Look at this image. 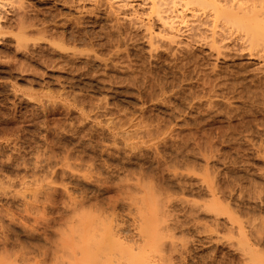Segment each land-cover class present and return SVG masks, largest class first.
<instances>
[{
	"label": "rangeland",
	"instance_id": "rangeland-1",
	"mask_svg": "<svg viewBox=\"0 0 264 264\" xmlns=\"http://www.w3.org/2000/svg\"><path fill=\"white\" fill-rule=\"evenodd\" d=\"M120 1L24 0L38 33L28 24L27 44L16 46L15 27L13 44L0 46V264L73 263L67 249L77 245V219L86 213L137 249L153 202L160 241L152 261L252 264L255 254L264 264V47L191 7L175 19L178 44L153 46L136 21H147L149 0H130L128 9ZM17 2L4 7L11 20ZM211 30L223 34L224 47L208 44ZM210 180L233 220L222 208L218 216L205 209Z\"/></svg>",
	"mask_w": 264,
	"mask_h": 264
},
{
	"label": "bare ground",
	"instance_id": "bare-ground-1",
	"mask_svg": "<svg viewBox=\"0 0 264 264\" xmlns=\"http://www.w3.org/2000/svg\"><path fill=\"white\" fill-rule=\"evenodd\" d=\"M7 1L9 2V0H0V46H2V45H4V44H8V46L10 45V42L12 43V42H14V41H10V40H12V36H10V33L13 31V29L16 27L17 28V30H18V33L15 35V37H13V38H15L14 40H15V43L14 44H16V46H20V44L21 43H24V42H26V44H27V41H26V35L28 34V33H30V29H28V31L26 32V27L28 28V24L30 25V28L32 27V25H35L36 23H29V22H26V20H27V18H32V17H26V13L27 12H25V10H26V8H28L27 7V5H25V3H24V0H23V2H22V0H20V4H19V6H18V10H17V12H15L16 13V17H15V19H12L11 20V18H9L6 14H5V9H4V7L7 5ZM17 1V0H16ZM129 1L130 0H121L120 1V3H122V5H120V6H118V7H121V9H124V7H126V9H128L127 7L128 6H131L130 5V3H129ZM232 1H233V3H232ZM231 2L230 1H228V0H225V2L223 3V0H149V3H147L145 0H143L142 2H144L143 4H148L149 5V11L147 12L148 14V19H147V21L146 22H143L144 21V19L143 20H141L140 18H138V20H136L137 22H138V25L139 26H142L143 28H145V30H146V34H147V39H148V42L147 43H149L150 45L152 44L153 46H154V44H161V46L160 47H162V45H164V47H165V49H170L171 47H169V46H171L172 45V48H171V50L173 49V45L174 44H178V42H177V40L179 39L178 38V35H177V32H178V30H176L175 28H177V27H175V25L174 24H176L175 22H176V20L175 19H181V18H185L184 17V15H185V12L189 9L190 10V8H188V7H191V13H196L197 12V10H200V12H201V10H202V12H206V11H208L209 13H211V14H208V15H211L212 16V24H214V25H216V23H220V24H226V26L227 27H231L232 29H233V32H234V30L235 31H238V33L240 34H242L241 36L242 37H244V38H246V40L250 43V46H263L264 47V10L262 11V8L261 7H263V4H262V1H264V0H262V1H260L258 4L261 6L260 8L258 7L257 8V5L255 4V0L252 2V1H250L251 3L249 4V5H244V4H247V3H249L247 0H245L244 1V3H241V2H243V1H239V0H237V2L234 4V2H235V0H232ZM12 2V1H11ZM10 2V3H11ZM141 2V3H142ZM146 2V3H145ZM182 2V3H181ZM228 2H230V3H228ZM120 3H118V4H120ZM137 3V2H136ZM170 3V4H169ZM181 4L182 5V7L181 8H176V7H178V5H176V4ZM226 3H228V4H230V5H228V4H226ZM252 3H254V4H252ZM17 4V5H18ZM27 4H29V2L27 3ZM132 4V3H131ZM233 4V5H232ZM31 5V4H30ZM243 5H244V7H243ZM258 5V6H259ZM13 6V5H12ZM144 6V5H143ZM146 6V5H145ZM246 6V7H245ZM123 7V8H122ZM133 7V6H132ZM180 7V6H179ZM175 8V9H174ZM37 9V8H36ZM259 10L260 9V11H261V13H260V11H257V10ZM7 10V9H6ZM28 10V9H27ZM117 10V9H116ZM119 10V9H118ZM117 10V11H118ZM16 11V10H15ZM117 11H115V12H117ZM30 12V11H29ZM128 12V11H127ZM130 12H131V10H130ZM199 12V11H198ZM14 13V14H15ZM91 13V12H90ZM132 13V12H131ZM190 13V12H189ZM260 15H259V14ZM28 14V13H27ZM111 14V13H110ZM135 14H137V13H135ZM135 14H133V16L135 15ZM206 14H207V12H206ZM196 16H197V14H195ZM194 14H192V17L194 18V16H195ZM132 16V15H131ZM187 16V15H186ZM260 16H262V17H260ZM12 17V16H11ZM34 17H35V15H34ZM77 17V16H76ZM190 17V16H189ZM198 17H199V15H198ZM198 17H196L197 19H198ZM208 17V16H207ZM210 17V16H209ZM42 18V17H41ZM62 18V17H61ZM73 18V17H72ZM132 18V17H131ZM133 18H135V17H133ZM36 20H37V18H35ZM118 19V18H117ZM123 19V18H122ZM137 19V18H136ZM209 19H211V18H209ZM29 20V19H28ZM31 20V19H30ZM39 20V19H38ZM111 20V19H110ZM114 20V19H113ZM119 20V19H118ZM118 20H116V21H118ZM131 20V19H130ZM140 20V21H139ZM199 20V19H198ZM205 20V19H204ZM40 21V20H39ZM134 21V20H133ZM154 21H157V22H159V27H158V30L156 31L155 29H154V27H153V25H154ZM181 21V20H180ZM184 21V20H183ZM203 21V20H202ZM221 21H222V23H221ZM25 22H26V26H25ZM31 22V21H30ZM32 22H36V21H32ZM45 22V21H44ZM132 22V21H131ZM185 22V21H184ZM187 22V21H186ZM194 22V21H193ZM195 22H196V20H195ZM38 23V22H37ZM40 23H42V22H40ZM57 23V22H56ZM55 23V24H56ZM133 23V22H132ZM183 23V22H182ZM201 23V22H200ZM203 23V22H202ZM207 23V22H206ZM208 23H209V21H208ZM219 23H218V25H219ZM120 24V23H119ZM191 24V23H190ZM189 24V25H190ZM192 24H194V23H192ZM42 25V24H41ZM47 25H49L48 23H47ZM138 25H136V26H138ZM198 25H200L199 23L197 24V26ZM229 25V26H228ZM39 26H40V24H39ZM44 26H46L45 24H44ZM57 26H59V25H57ZM133 26V25H132ZM135 26V25H134ZM195 26H196V23H195ZM201 26V25H200ZM222 26V29H223V31L224 30H226L227 29V27H224L223 28V25H221ZM220 25L219 26H217L216 25V27H221ZM225 26V25H224ZM34 27V26H33ZM32 27V28H33ZM37 27V26H36ZM194 27V26H193ZM41 28V27H40ZM45 28V27H44ZM43 28V29H44ZM47 28V27H46ZM45 28V29H46ZM142 28V29H143ZM197 28H199V26L197 27ZM197 28H195V29H197ZM37 30H39V28H36ZM36 29H34L33 28V32H37L36 31ZM42 29V30H43ZM52 29H54V27L52 28ZM114 29V28H113ZM192 29V28H191ZM194 29V28H193ZM41 30V31H42ZM200 30H201V28H200ZM199 30V31H200ZM203 30V29H202ZM201 30V31H202ZM208 30V29H207ZM221 30V29H220ZM44 31V30H43ZM42 31V32H43ZM54 31V30H53ZM61 31V30H60ZM210 31V30H209ZM212 31V30H211ZM222 31V32H223ZM230 31H232V30H230ZM229 30L226 32L227 34H228V32H230ZM47 32H48V30H47ZM51 32V31H50ZM56 32V31H55ZM15 33V32H14ZM32 33V32H31ZM38 33V32H37ZM36 33V34H37ZM57 33V32H56ZM55 33V34H56ZM60 34H61V32H59ZM118 33V32H117ZM220 33H221V31H220ZM224 33H225V31H224ZM41 34L42 33H40V36H41ZM44 34H46V32H43V35ZM48 34H49V32H48ZM210 34V33H209ZM215 34H217L216 33V31L215 30H213L212 31V34H210V35H212V36H210V38L212 37V39H211V41L210 42H208V44H210L211 43V45L213 46V47H216L218 44H220L221 46H223L222 45V40H225L226 38H225V35L226 34H224V38L225 39H223V34L222 35H218V36H220V37H218V36H216ZM49 35H51V33L49 34ZM63 35V34H62ZM62 35H60V36H62ZM126 35V34H125ZM228 35H230V34H228ZM39 36V37H40ZM44 36H46V35H44ZM48 36V35H47ZM55 36V35H54ZM194 36V35H193ZM48 37H50V36H48ZM47 37V38H48ZM52 37V36H51ZM50 37V38H51ZM57 37H59V36H57ZM63 37V36H62ZM232 37V36H231ZM53 38V37H52ZM178 38V39H177ZM195 38H197V37H195ZM244 38H242V39H244ZM41 39H44V38H42V36H41ZM72 39V38H71ZM124 39V38H123ZM206 39H207V36H206ZM40 40V39H39ZM49 40V39H48ZM245 40V42H247ZM47 42V41H46ZM205 42V41H204ZM225 42V41H224ZM44 43V42H43ZM49 43V42H48ZM48 43H47V46H48ZM59 43V42H58ZM13 44V43H12ZM25 44V43H24ZM51 44V43H50ZM53 44V43H52ZM180 44H181V42H180ZM226 44V43H225ZM29 46H30V44H28ZM34 45L35 44H33V46L31 47V48H33L34 47ZM54 45V44H53ZM102 45V44H101ZM126 45V44H125ZM167 45V46H166ZM169 45V46H168ZM219 45V46H220ZM245 45V44H244ZM249 45V44H248ZM7 46V45H6ZM5 45H4V47H6ZM23 46V45H22ZM37 46H39L40 47V44H38ZM36 46V47H37ZM55 46H56V44H55ZM54 46V47H55ZM153 46H151V47H153ZM176 46V45H175ZM4 47H2V48H4ZM25 47V46H24ZM50 47V45L48 46V48ZM57 47L59 48V47H64L63 49H65V46H58L57 45ZM98 47V46H97ZM151 47H150V49H151ZM167 47V48H166ZM169 47V48H168ZM177 47V46H176ZM218 47V46H217ZM224 47V46H223ZM226 47V46H225ZM232 47V46H231ZM237 47V46H236ZM2 48H0V49H2ZM29 48V47H28ZM30 48V49H31ZM41 48V47H40ZM56 48V47H55ZM62 48H59V49H62ZM72 48V47H71ZM114 48V47H113ZM122 48V47H121ZM181 48V47H180ZM179 48V49H180ZM182 48H183V46H182ZM187 48V47H186ZM239 48V47H238ZM9 49V48H8ZM11 49V48H10ZM17 49V48H16ZM26 49V48H25ZM66 49H68V48H66ZM92 49V48H91ZM94 49V48H93ZM188 49V48H187ZM219 49V48H218ZM224 49V48H223ZM247 49V48H246ZM3 50V49H2ZM1 50V51H2ZM5 51H6V49H4ZM4 50L2 51V53L4 52ZM34 50V49H33ZM57 50V49H56ZM55 50V51H56ZM74 50H76V49H74ZM79 50V49H78ZM77 50V51H78ZM120 50V49H119ZM222 50V49H221ZM226 50V49H225ZM228 50V49H227ZM244 50V49H243ZM251 50V49H250ZM17 51V50H16ZM35 51H36V49H35ZM45 51V50H44ZM63 51V50H62ZM69 51V50H68ZM67 51V52H68ZM77 51L75 52V53H77ZM89 51V50H88ZM108 51V50H107ZM114 51V50H113ZM32 52V51H31ZM41 52V51H40ZM65 53H67L66 51H64ZM71 52H72V50H71ZM94 52V51H93ZM116 52H117V50H116ZM174 52V51H173ZM216 52V51H215ZM218 52H219V50H218ZM251 52V51H250ZM1 53V52H0ZM34 52H32V54H33ZM44 53V52H43ZM56 53V52H55ZM60 53H61V50H60ZM63 53V52H62ZM78 53H80L79 51H78ZM177 53V52H176ZM175 52H174V54H176ZM38 54V53H37ZM45 54V53H44ZM44 54H42V55H44ZM69 54V53H68ZM67 54V55H68ZM217 54V53H216ZM5 55V54H4ZM31 55V54H30ZM40 55V54H39ZM38 55V56H39ZM41 55V56H42ZM70 55V54H69ZM80 55V54H79ZM218 55H219V53H218ZM1 56V55H0ZM35 56V55H34ZM37 56V55H36ZM61 56V55H60ZM64 56V55H63ZM66 56V55H65ZM72 56H74L73 54H72ZM78 56V55H77ZM96 56H97V54H96ZM223 56V55H222ZM33 57V56H32ZM67 57V56H66ZM66 57H64L63 58V60L61 59V58H59V59H61L62 60V62L64 61V59L66 58ZM103 57V56H102ZM114 57V56H113ZM37 58H39V57H36V59ZM42 58V57H41ZM99 58V57H98ZM108 58V57H107ZM215 58H217V57H215ZM4 59V58H3ZM3 59H2V61H3ZM49 59V58H48ZM51 59V58H50ZM72 59V58H71ZM70 59V60H71ZM74 59V58H73ZM73 59L71 60V61H73ZM38 60V59H37ZM44 60V59H43ZM42 60V61H43ZM101 60V59H100ZM121 60V59H120ZM180 60V59H179ZM41 61V62H42ZM54 61V60H53ZM105 61V60H104ZM50 62V61H49ZM178 62V61H177ZM184 62V61H183ZM186 62V61H185ZM195 62V61H194ZM105 63V62H104ZM181 63H182V61H181ZM197 63V62H196ZM213 63V62H212ZM53 64V63H52ZM65 64H66V61H65ZM65 64H64V66H65ZM70 64V63H69ZM113 64V63H112ZM115 64V63H114ZM186 64V63H185ZM194 64V63H193ZM126 65V64H125ZM24 66V65H23ZM113 66V65H112ZM211 66V65H210ZM179 67H181V66H179ZM185 67V66H184ZM26 69V68H25ZM50 69V68H49ZM182 69H183V66H182ZM190 69V68H189ZM215 69V68H214ZM185 70V69H184ZM213 71V70H212ZM19 72V71H18ZM198 72V71H197ZM203 72V71H202ZM209 72V71H208ZM184 73V72H183ZM199 74V73H198ZM135 75V74H134ZM184 75V74H183ZM189 75V74H188ZM209 76V75H208ZM202 77H203V75H202ZM220 77H222V76H220ZM154 78V77H153ZM198 78H200V76L198 77ZM57 79V78H56ZM203 79V78H202ZM264 79V78H263ZM179 81V80H178ZM115 82V81H114ZM182 82V81H181ZM198 82H199V80H198ZM197 82V83H198ZM200 83H201V81H200ZM211 83H213V82H211ZM201 85V84H200ZM64 86V85H63ZM204 86V85H203ZM189 89V88H188ZM62 91V90H61ZM229 92V91H228ZM136 95V94H135ZM181 96V95H180ZM192 103V102H191ZM196 108V107H195ZM185 113V112H184ZM205 113V112H204ZM204 115V114H203ZM140 118V117H139ZM141 119V118H140ZM143 119V118H142ZM156 119V118H155ZM209 119V118H208ZM146 122V121H145ZM138 123V122H137ZM149 123V122H148ZM223 134V133H222ZM177 135V134H176ZM209 135V134H208ZM210 136V135H209ZM222 136V135H221ZM168 137H169V135H168ZM176 137V136H175ZM194 138V137H193ZM213 139V138H212ZM196 141V140H195ZM207 141H209V139L207 140ZM182 142V141H181ZM195 145V144H194ZM207 151H209V150H207ZM198 154H200V152L198 153ZM200 157H201V155H199ZM186 164V163H185ZM203 164V163H202ZM207 165V164H206ZM184 166V165H183ZM187 166V165H186ZM199 167V166H198ZM204 167V166H203ZM190 168V167H189ZM191 169V168H190ZM207 169L208 168H206V171H207ZM185 171V170H184ZM187 171H189V169H188V167H187ZM200 172H202V171H200ZM208 172V171H207ZM175 173H176V171H175ZM183 173V172H182ZM186 173V172H185ZM194 173V172H193ZM195 174V173H194ZM203 174V173H202ZM208 174V173H207ZM207 174H206V172H205V175L207 176ZM214 174V173H213ZM264 174V173H263ZM197 175V174H196ZM195 175V176H196ZM186 176V175H185ZM203 176H204V174H203ZM210 176V175H209ZM208 176V178L210 179V177ZM263 176V175H262ZM197 177H199L198 175H197ZM213 177V176H212ZM201 178V177H200ZM199 178V179H200ZM214 178V177H213ZM202 179H204V177H202ZM137 180V179H136ZM201 180V179H200ZM205 180V179H204ZM207 180V179H206ZM213 180V179H212ZM216 180V179H215ZM197 181V180H196ZM199 181V180H198ZM141 182H142V179H141ZM201 182H202V180H201ZM135 183V182H134ZM146 183H149V182H146ZM145 183V184H146ZM206 183V182H205ZM144 184V183H143ZM200 184H202V183H200ZM178 185V184H177ZM195 185V184H194ZM197 185V184H196ZM205 185H207L206 186V188H208L207 189V191L209 192L208 193V195L210 196V201H209V199H208V201H209V203L208 202H204V203H207L208 205L206 206V205H204V203H202L204 206H206V208L205 209H208L209 211H212V213L213 214H216V216H218V215H220L219 213H220V211L221 210H225V207H224V209H223V207H221L222 205H221V203H222V201L221 200H218L219 198H220V195L222 194H219V193H217L216 194V192H218V190H217V188H215L216 187V185H214V183L213 182H211V180L210 181H207V184H205ZM238 185V184H237ZM191 186V185H190ZM126 187V186H125ZM148 187V186H147ZM150 187V186H149ZM228 187V186H227ZM137 188V187H136ZM201 188V187H200ZM229 188V187H228ZM126 189H127V187H126ZM152 189H153V187H152ZM199 189V188H198ZM48 190V189H47ZM182 190V189H181ZM217 190V191H216ZM155 191V190H154ZM195 191V190H194ZM155 192H157V191H155ZM227 192V191H226ZM157 193H159V192H157ZM198 193V192H197ZM147 195H149V196H147V197H151L150 196V193H146ZM152 194V193H151ZM154 194V193H153ZM142 195V194H141ZM168 195V194H167ZM217 195H219L218 197H217ZM146 196V195H145ZM153 196V195H152ZM160 196V195H159ZM168 196H170V195H168ZM199 196V195H198ZM222 196V195H221ZM135 197V196H134ZM141 198L143 197V196H140ZM146 197V199H143V201L144 200H147L146 202H148V200L152 203L153 201H152V199H149V198H147ZM239 197V196H238ZM145 198V197H144ZM168 198V197H167ZM135 199V198H134ZM142 199H140L141 201H142ZM167 200V199H166ZM169 200V199H168ZM203 200H207V198L205 199H203ZM202 200V201H203ZM212 200V201H211ZM132 201V200H131ZM182 201H184V200H182ZM219 201V202H218ZM220 201H221V203H220ZM192 202V201H191ZM195 202V201H194ZM211 202V203H210ZM143 204H145L144 202H142ZM155 203L156 202H153L152 203V206H153V204H154V206H155ZM166 203V202H165ZM224 203V202H223ZM226 203V202H225ZM150 204V203H149ZM148 204V205H149ZM237 204V203H236ZM158 205H159V203H158ZM164 205V204H163ZM144 206V205H143ZM152 206H148V215H146V214H143L142 216V218H141V223H140V226L137 228L138 230L137 231H139V233H140V238H141V242L143 243V244H140V245H137L138 247H137V249H135V248H133V247H127V246H125V244L124 243H122V241L120 240V238L118 237V233L116 232V230H115V232L116 233H114L113 232V230H112V227L110 226L109 227V225L108 226H105L104 224H101L100 225V223H98V222H95L94 220H93V218L90 216V213L89 214H85V215H82V214H79L80 216L78 217V224H76V226H77V230H74V232H76V237L78 238V240H77V245H74L75 247H73V250L72 251H74V252H72L71 251V248H69L68 247V253H69V255H71V257L70 258H72L73 259V257H74V261H73V263H71V264H160V263H156L155 261H152V259H150L149 258V250H152L151 248L152 247H154V246H156V244H157V242L158 241H160V240H157V237H156V228H155V223H154V220H153V218L150 216L149 217V214H151L150 212L151 211H149V209L151 208V209H153V207ZM156 206H157V203H156ZM189 206V205H188ZM195 206V205H194ZM197 206V205H196ZM198 206H200L199 205V203H198ZM203 206V207H204ZM229 207H230V205H228ZM146 207V206H145ZM162 207H164V206H162ZM203 207H201V208H203ZM156 208V207H155ZM157 208H158V206H157ZM159 208H161V207H159ZM222 208V209H221ZM141 209V208H140ZM147 209V208H146ZM163 209V208H162ZM162 209H161V211H162ZM221 209V210H220ZM160 209H157L156 211L158 212ZM220 210V211H219ZM231 210V209H230ZM139 211V210H138ZM145 211V210H144ZM147 211V210H146ZM154 209H153V212L152 213H154V212H156ZM142 212V211H141ZM163 212V211H162ZM193 212V211H192ZM225 212V214H227V213H229V210H225L224 211ZM227 212V213H226ZM232 212H234V211H232ZM82 213V212H81ZM84 213V212H83ZM194 213V212H193ZM195 213H197V212H195ZM201 213V212H200ZM140 215H141V213H139ZM155 214V213H154ZM210 214V213H209ZM208 214V215H209ZM235 213H233V215H234ZM136 215V214H135ZM160 215H162V214H160ZM165 215V214H164ZM228 215V214H227ZM230 215V217H231V214H229ZM228 215V216H229ZM77 216H78V213H77ZM76 216V217H77ZM92 218H90V217ZM147 216V217H146ZM221 216H222V213H221ZM139 217V216H138ZM164 217H166V216H164ZM163 217V218H164ZM230 217H227L228 219V221H229V218ZM232 218V220H233V216L231 217ZM165 219V218H164ZM169 219V218H168ZM238 219V218H237ZM159 220H160V222H161V217H159ZM163 220V219H162ZM218 221V220H217ZM216 221V222H217ZM230 221H231V219H230ZM236 221V220H235ZM135 222V221H134ZM165 220H164V222H162V223H164L165 224ZM215 221H214V223H216ZM233 222V221H232ZM98 223V224H97ZM234 223V222H233ZM236 223H237V221H236ZM96 224V225H95ZM109 224V223H108ZM239 223H237L236 225H237V229H238V233H239V235H238V238L241 236L242 238H240V239H242V240H245L244 242L242 241L241 243H242V247H244L243 246V243H244V245H247V248H248V240L247 239H245L246 237H245V231L243 230L244 229V227L241 225V223L238 225ZM252 224H253V222H252ZM251 224V225H252ZM104 225V226H103ZM234 225V224H233ZM235 225V226H236ZM249 225V224H248ZM254 225V224H253ZM79 226V227H78ZM157 226V225H156ZM159 226V225H158ZM161 226H162V224H161ZM165 226V225H164ZM218 226V225H217ZM255 226V225H254ZM258 226V225H257ZM109 227V228H108ZM167 227H168V225H167ZM166 227V228H167ZM215 227V226H214ZM232 227V226H231ZM261 227H263V226H261ZM253 228V227H252ZM260 228V227H259ZM75 229V228H74ZM159 229V228H158ZM228 230H229V228H227ZM263 229V228H262ZM230 230H232V228L230 229ZM261 230V229H260ZM260 230H259V233H260ZM237 231V230H236ZM257 231V230H256ZM261 231H264V229L263 230H261ZM69 232H70V230H69ZM72 232H73V230H72ZM71 233V232H70ZM139 233H137V234H139ZM236 233V232H235ZM3 234V233H2ZM160 234V233H159ZM258 234V233H257ZM161 235V234H160ZM261 235V234H260ZM65 237V236H64ZM237 237V236H236ZM67 239H69V237L67 236L66 237ZM237 239V238H236ZM76 240V239H75ZM75 240H74V242H75ZM239 239H237V241H238ZM247 240V241H246ZM17 241V240H16ZM240 241V240H239ZM64 242V241H63ZM72 242H73V240H72ZM261 242V241H260ZM240 242H239V244H241ZM7 244V243H6ZM5 244V245H6ZM66 244V243H65ZM64 244V245H65ZM124 244V245H123ZM129 244V243H128ZM136 244V243H135ZM159 245H160V242L158 243ZM236 245H239V244H237V243H235ZM4 245V246H5ZM19 245V244H18ZM26 246V245H25ZM70 246V245H69ZM134 246V245H133ZM162 246V245H161ZM160 246V247H161ZM9 247V246H8ZM7 247V248H8ZM13 247V246H12ZM29 247V246H28ZM62 247H64L63 245H62ZM65 247H67V246H65ZM71 247V246H70ZM4 247H2V249H3ZM21 248V247H20ZM22 248H23V246H22ZM21 248V249H22ZM46 248V247H45ZM155 248V247H154ZM157 248H159L158 246H156V249ZM240 248V247H239ZM251 248V247H250ZM249 248V250L250 251H252L251 249ZM2 249H0V250H2ZM6 249V248H5ZM20 249V250H21ZM238 249V248H237ZM9 250V249H8ZM69 250H70V252H69ZM241 250H243L242 248H241ZM247 250L248 249H246L245 251L247 252ZM5 251V250H4ZM253 251H254V249H253ZM252 251V252H253ZM2 252V251H1ZM57 252V251H56ZM155 252V251H154ZM158 252V251H157ZM255 252V251H254ZM15 253V252H14ZM49 253V252H48ZM71 253H73V254H71ZM149 253V254H148ZM5 254V253H4ZM6 254H7V252H6ZM39 254H40V252H39ZM46 254V253H45ZM55 254V253H54ZM154 254V253H153ZM260 254V253H259ZM3 255V254H2ZM14 255V254H13ZM30 255V254H29ZM52 255V254H51ZM155 255V254H154ZM247 255H249V253L247 254ZM260 255H262L263 256V254H260ZM4 256V255H3ZM2 256V257H3ZM36 256V255H35ZM73 256V257H72ZM246 256V255H245ZM250 256L252 257L253 255L252 254H250ZM261 256V257H262ZM151 257V256H150ZM39 258V257H38ZM66 258V257H65ZM246 258V257H245ZM244 258V259H245ZM253 258H255V259H253ZM253 258H250V260H251V262H252V264H260L259 262V258L254 254V256H253ZM263 258H264V256H263ZM7 259V258H6ZM31 260V259H30ZM34 260V259H33ZM65 260H67V259H65ZM70 261H68V262H71V259H69ZM160 260V259H159ZM245 260H247V259H245ZM66 261V262H67ZM243 262H245V263H247L246 261H244V260H242ZM68 262L66 263V264H68ZM159 262V261H158ZM3 263V262H2ZM5 263H6V261H5ZM241 264H243V263H241ZM248 264V263H247ZM263 264V263H262Z\"/></svg>",
	"mask_w": 264,
	"mask_h": 264
}]
</instances>
